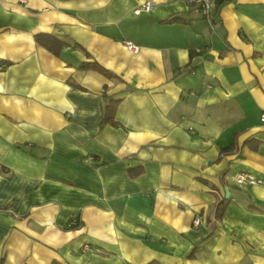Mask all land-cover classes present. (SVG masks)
<instances>
[{
    "label": "crops",
    "instance_id": "obj_1",
    "mask_svg": "<svg viewBox=\"0 0 264 264\" xmlns=\"http://www.w3.org/2000/svg\"><path fill=\"white\" fill-rule=\"evenodd\" d=\"M262 112L264 0H0V264H264Z\"/></svg>",
    "mask_w": 264,
    "mask_h": 264
},
{
    "label": "built area",
    "instance_id": "obj_2",
    "mask_svg": "<svg viewBox=\"0 0 264 264\" xmlns=\"http://www.w3.org/2000/svg\"><path fill=\"white\" fill-rule=\"evenodd\" d=\"M187 5L199 12L201 16L206 18L209 22L213 20V10L217 6V0H181ZM153 7L151 2H144L140 4L134 12L139 14L141 11H150ZM125 46L130 52H138V46L132 43L131 41H125ZM259 121L264 127V112L259 116ZM234 181L238 185H264L260 179L256 178L250 173H238L234 176ZM196 223L198 220L195 221Z\"/></svg>",
    "mask_w": 264,
    "mask_h": 264
},
{
    "label": "trees",
    "instance_id": "obj_3",
    "mask_svg": "<svg viewBox=\"0 0 264 264\" xmlns=\"http://www.w3.org/2000/svg\"><path fill=\"white\" fill-rule=\"evenodd\" d=\"M35 40L36 42H38L39 44H41L42 46H45L46 48H48L50 51H52L54 54H58V50L60 47H62V43L60 41H58L57 39H55L53 36L51 35H47V36H43V35H36L35 36ZM51 44V46H50ZM55 45L57 48H55ZM79 68L82 70H96L99 71L101 73L107 74V70L102 67L101 65H99L96 61H92V62H82L79 65ZM116 108V104L114 103H110L107 106H105L104 111H103V115H102V120L101 122H112V116L114 114ZM224 205V201H220L218 203V209L219 211L223 208L222 206ZM221 208V209H220Z\"/></svg>",
    "mask_w": 264,
    "mask_h": 264
}]
</instances>
